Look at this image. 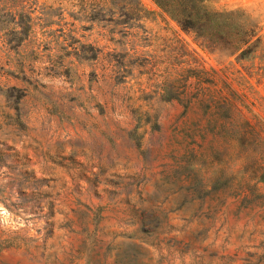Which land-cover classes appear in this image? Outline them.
Wrapping results in <instances>:
<instances>
[{
  "label": "rangeland",
  "instance_id": "rangeland-1",
  "mask_svg": "<svg viewBox=\"0 0 264 264\" xmlns=\"http://www.w3.org/2000/svg\"><path fill=\"white\" fill-rule=\"evenodd\" d=\"M137 1L0 0V264H264V0Z\"/></svg>",
  "mask_w": 264,
  "mask_h": 264
},
{
  "label": "trees",
  "instance_id": "trees-1",
  "mask_svg": "<svg viewBox=\"0 0 264 264\" xmlns=\"http://www.w3.org/2000/svg\"><path fill=\"white\" fill-rule=\"evenodd\" d=\"M155 5L164 13L170 14L171 18L184 29H197L201 32L202 40H207L208 26L206 20L209 17V12L205 7L207 0H152ZM133 3H138L137 0H132ZM197 32V31H196ZM192 72V70H191ZM194 72V73H198ZM198 76L197 74H195ZM182 81L181 87H185L186 80H172L170 85L165 86L167 100L175 98L174 85Z\"/></svg>",
  "mask_w": 264,
  "mask_h": 264
}]
</instances>
